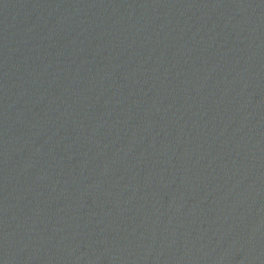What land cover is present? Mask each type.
<instances>
[{"label": "water", "instance_id": "obj_1", "mask_svg": "<svg viewBox=\"0 0 264 264\" xmlns=\"http://www.w3.org/2000/svg\"><path fill=\"white\" fill-rule=\"evenodd\" d=\"M0 264H264V0H0Z\"/></svg>", "mask_w": 264, "mask_h": 264}]
</instances>
